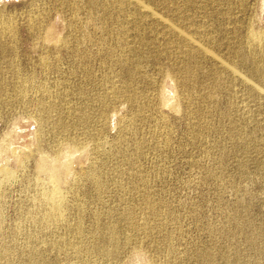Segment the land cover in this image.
<instances>
[{
	"label": "rangeland",
	"instance_id": "374dc122",
	"mask_svg": "<svg viewBox=\"0 0 264 264\" xmlns=\"http://www.w3.org/2000/svg\"><path fill=\"white\" fill-rule=\"evenodd\" d=\"M262 33L264 0H0V264H264Z\"/></svg>",
	"mask_w": 264,
	"mask_h": 264
},
{
	"label": "bare ground",
	"instance_id": "6f19581e",
	"mask_svg": "<svg viewBox=\"0 0 264 264\" xmlns=\"http://www.w3.org/2000/svg\"><path fill=\"white\" fill-rule=\"evenodd\" d=\"M141 10H143V9H141ZM52 30V29H51ZM252 30V29H251ZM50 31V30H49ZM261 31V30H260ZM260 31H258V32H260ZM252 32H253V30H252ZM263 32V31H262ZM250 33V32H249ZM255 33V35L258 37V35L256 34L257 32H254ZM50 36H52V32H50V33H48ZM253 34V33H252ZM264 33H262L261 35H263ZM48 36V35H47ZM253 36V35H252ZM259 36H260V33H259ZM251 37V36H250ZM253 38V37H252ZM258 38H261V37H258ZM263 38V37H262ZM49 39V38H48ZM249 39H251V38H249ZM262 40H264V38L262 39ZM248 43H249V40H246ZM258 43L260 42V40H258L257 41ZM257 42H255V43H257ZM255 43H254V40H253V43L252 44H254L255 45ZM250 44V43H249ZM260 44V43H259ZM251 45V44H250ZM260 45H262V44H260ZM259 45V46H260ZM256 46H257V44H256ZM255 47V46H254ZM249 48V47H248ZM253 48V47H252ZM258 49H259V47H258ZM197 50V49H196ZM262 79V78H261ZM73 148V147H72ZM73 151H74V149H72ZM76 151V150H75ZM70 152H71V150H70ZM3 165V164H2ZM1 168V167H0ZM3 168H5V167H3ZM6 170L5 169H0V172H5ZM7 172H8V169H7V171H6V175H7ZM11 172V171H10ZM9 173V172H8ZM4 174V173H3ZM2 174V175H3ZM12 176V175H11ZM4 177V176H3ZM7 177V176H6ZM11 178V177H10ZM6 181V180H5ZM48 188V187H47ZM46 189V188H45ZM55 189V188H54ZM47 191H48V189H47ZM48 192H50L51 194L48 196V202H49V204H51V207H50V209H53V211H55V212H57L58 210H60L59 209V206H58V193H60L59 192V190H58V193H57V191H54L53 193H52V191L51 190H49ZM46 194V193H45ZM64 195V194H63ZM42 196V195H41ZM45 197V196H44ZM59 198H61L60 196H59ZM47 200V199H46ZM61 200H62V198H61ZM39 205V204H38ZM43 205V204H42ZM62 207V206H61ZM49 208H48V210H50ZM63 210V209H62ZM54 212V213H55ZM59 215V214H58ZM61 216V215H60ZM48 218V217H47ZM53 218V217H52Z\"/></svg>",
	"mask_w": 264,
	"mask_h": 264
}]
</instances>
